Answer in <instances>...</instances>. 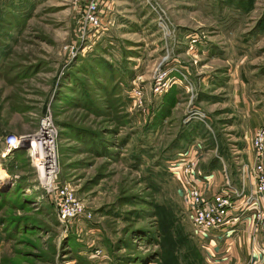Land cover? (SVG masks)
<instances>
[{"label":"rangeland","instance_id":"374dc122","mask_svg":"<svg viewBox=\"0 0 264 264\" xmlns=\"http://www.w3.org/2000/svg\"><path fill=\"white\" fill-rule=\"evenodd\" d=\"M84 4L0 0V153L6 135L51 119L60 177L92 216L62 222L27 152L9 155L0 264H204L170 165L201 140L216 192L226 169L236 178L250 162L245 109L264 108V0H114L95 41L81 39ZM160 62L191 85L156 97Z\"/></svg>","mask_w":264,"mask_h":264},{"label":"built area","instance_id":"2783aa9c","mask_svg":"<svg viewBox=\"0 0 264 264\" xmlns=\"http://www.w3.org/2000/svg\"><path fill=\"white\" fill-rule=\"evenodd\" d=\"M84 1L81 39L95 41L108 30L105 21L113 16L114 0ZM157 13L160 25L167 28L165 17ZM190 42L192 49L197 44L198 37H193ZM72 49L75 50L74 46ZM184 79L187 87L190 86L191 83L180 68H167L160 62L153 76L152 93L161 98L171 87L179 85ZM129 90L133 102H142L145 90L141 84L134 81ZM198 116H202L201 120L204 121V114ZM42 123V128L36 133L6 135L4 155H10L20 148L27 152L38 180L37 189H42L55 202L62 222L71 224L79 219L89 220L92 216L76 191L60 177L56 131L51 119L46 118ZM206 126L211 130L207 123ZM45 127L53 131L54 135L50 137V145L44 151L43 143L34 142V138ZM201 144V140L198 139L178 152L170 165V171L178 182L179 192L189 212L194 233L205 251L204 264H228V257L224 254L221 256L217 251V243L220 239L230 238L236 232V227L244 224L249 227L254 245L251 246L250 258L243 264H264V250L255 241L258 232L264 233V123L257 126L251 135L252 160L242 162L238 168L239 187L234 186L224 172L225 183L216 192H211L213 173L205 172L199 165L200 160L204 158ZM250 184L252 190L245 193L246 186Z\"/></svg>","mask_w":264,"mask_h":264},{"label":"crops","instance_id":"0c3cea01","mask_svg":"<svg viewBox=\"0 0 264 264\" xmlns=\"http://www.w3.org/2000/svg\"><path fill=\"white\" fill-rule=\"evenodd\" d=\"M245 115L247 117L246 120V128L250 131L252 134L254 129L264 123V108H255V106L250 103L245 109ZM19 151L24 150L23 148L18 149ZM249 155L248 159L251 161L253 157L252 150L249 149ZM11 155V154H10ZM6 157L4 153H0V157ZM1 157V158H2ZM0 158V159H1ZM9 155H7V158L2 160V165L7 166V172L10 173V167L7 163L4 164L5 161L8 160ZM9 167V168H8ZM227 170V169H226ZM224 171L227 173V171ZM229 179L233 181V185L236 187H239V172L237 173V177L233 178V176L228 173L227 174ZM214 177V173H213ZM212 177V178H213ZM212 187V185H211ZM213 188V187H212ZM252 190V185H247L245 188V193H249ZM212 192V189H211ZM250 230L249 227L244 225H238L236 227V232L231 235L228 239H220V241L217 243V251L222 256L223 254L228 257L227 263L228 264H243L245 261H247L250 258L251 254V246L254 245L252 237H250ZM256 244L259 245L264 250V233L262 231L258 232L255 236Z\"/></svg>","mask_w":264,"mask_h":264},{"label":"bare ground","instance_id":"6f19581e","mask_svg":"<svg viewBox=\"0 0 264 264\" xmlns=\"http://www.w3.org/2000/svg\"><path fill=\"white\" fill-rule=\"evenodd\" d=\"M52 135H54V132L49 129L47 130L45 127V129L40 134L35 136L34 142L39 143L41 141L43 143V149L45 151V149L50 145V137H52ZM7 177V171L4 168L0 167V184L6 182Z\"/></svg>","mask_w":264,"mask_h":264},{"label":"trees","instance_id":"16d2710c","mask_svg":"<svg viewBox=\"0 0 264 264\" xmlns=\"http://www.w3.org/2000/svg\"><path fill=\"white\" fill-rule=\"evenodd\" d=\"M177 87H174L173 88V90H175ZM209 132V131H208ZM212 135V134H211ZM213 136V135H212ZM213 138H214V136H213ZM186 149V148H185ZM17 152H19V150H15V151H13L11 154L13 155L14 154V156L17 154ZM217 160V159H216ZM9 168V167H8Z\"/></svg>","mask_w":264,"mask_h":264}]
</instances>
